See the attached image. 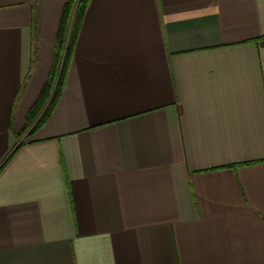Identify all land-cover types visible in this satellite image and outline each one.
I'll list each match as a JSON object with an SVG mask.
<instances>
[{
	"label": "crops",
	"instance_id": "1",
	"mask_svg": "<svg viewBox=\"0 0 264 264\" xmlns=\"http://www.w3.org/2000/svg\"><path fill=\"white\" fill-rule=\"evenodd\" d=\"M67 0H0V264H264V0H89L32 133Z\"/></svg>",
	"mask_w": 264,
	"mask_h": 264
},
{
	"label": "trees",
	"instance_id": "2",
	"mask_svg": "<svg viewBox=\"0 0 264 264\" xmlns=\"http://www.w3.org/2000/svg\"><path fill=\"white\" fill-rule=\"evenodd\" d=\"M89 0H67L61 10L54 45V59L47 80L25 118V130L32 133L48 118L64 87L68 66L80 24ZM15 148L0 165L8 161Z\"/></svg>",
	"mask_w": 264,
	"mask_h": 264
}]
</instances>
